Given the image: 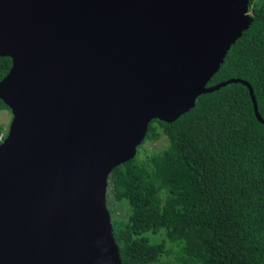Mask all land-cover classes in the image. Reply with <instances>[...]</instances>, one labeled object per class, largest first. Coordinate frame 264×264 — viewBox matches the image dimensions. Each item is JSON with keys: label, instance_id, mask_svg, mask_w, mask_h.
Here are the masks:
<instances>
[{"label": "water", "instance_id": "water-1", "mask_svg": "<svg viewBox=\"0 0 264 264\" xmlns=\"http://www.w3.org/2000/svg\"><path fill=\"white\" fill-rule=\"evenodd\" d=\"M250 0H0V264H122L112 170L172 123L253 21Z\"/></svg>", "mask_w": 264, "mask_h": 264}, {"label": "trees", "instance_id": "trees-1", "mask_svg": "<svg viewBox=\"0 0 264 264\" xmlns=\"http://www.w3.org/2000/svg\"><path fill=\"white\" fill-rule=\"evenodd\" d=\"M249 7L251 25L208 86L246 81L264 119V0ZM10 68L0 57V81ZM1 110L10 112L0 100ZM162 136L166 149L145 145ZM108 198L129 213L117 218ZM106 201L122 264H264V124L247 87L228 84L172 123L151 121L135 157L109 175Z\"/></svg>", "mask_w": 264, "mask_h": 264}, {"label": "rangeland", "instance_id": "rangeland-1", "mask_svg": "<svg viewBox=\"0 0 264 264\" xmlns=\"http://www.w3.org/2000/svg\"><path fill=\"white\" fill-rule=\"evenodd\" d=\"M11 120V113L7 110H1L0 111V128H2V130L5 132L8 131L9 128V123ZM2 134V131L1 133ZM147 146L148 149L150 148H154V149H166L168 147V141L166 139L165 136H162L158 142H156L153 146L150 144H145ZM163 150V149H162ZM111 199L108 198V203L109 205H112L114 213L116 215L117 218H124L125 215H127V213H129L130 208H129V204L127 201H123L120 203H116L113 204V202L111 203ZM147 236L149 237V239L151 238L150 234H147Z\"/></svg>", "mask_w": 264, "mask_h": 264}, {"label": "built area", "instance_id": "built-area-1", "mask_svg": "<svg viewBox=\"0 0 264 264\" xmlns=\"http://www.w3.org/2000/svg\"><path fill=\"white\" fill-rule=\"evenodd\" d=\"M3 134L0 135V143L3 141Z\"/></svg>", "mask_w": 264, "mask_h": 264}, {"label": "clouds", "instance_id": "clouds-1", "mask_svg": "<svg viewBox=\"0 0 264 264\" xmlns=\"http://www.w3.org/2000/svg\"><path fill=\"white\" fill-rule=\"evenodd\" d=\"M5 138V137H4Z\"/></svg>", "mask_w": 264, "mask_h": 264}]
</instances>
